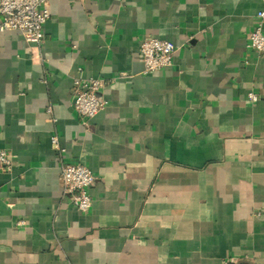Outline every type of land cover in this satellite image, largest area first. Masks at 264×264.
Instances as JSON below:
<instances>
[{
    "label": "crops",
    "instance_id": "0c3cea01",
    "mask_svg": "<svg viewBox=\"0 0 264 264\" xmlns=\"http://www.w3.org/2000/svg\"><path fill=\"white\" fill-rule=\"evenodd\" d=\"M47 6L40 47L0 33V148L15 156L0 264H264V53L248 48L264 0ZM149 36L175 44L171 66L145 71ZM95 78L107 103L85 118L75 80ZM60 158L95 176L88 212Z\"/></svg>",
    "mask_w": 264,
    "mask_h": 264
},
{
    "label": "built area",
    "instance_id": "2783aa9c",
    "mask_svg": "<svg viewBox=\"0 0 264 264\" xmlns=\"http://www.w3.org/2000/svg\"><path fill=\"white\" fill-rule=\"evenodd\" d=\"M49 0H1L0 2V33L7 30H19L25 40L33 47H40L45 39L44 25L50 17L47 6ZM248 48L257 53H264V9L256 14V22L249 33ZM175 44L167 39L153 36L142 40L139 48L141 60L146 72H154L173 63ZM73 107L85 117L93 118L106 107V100L99 95L104 88V81L99 78L75 80ZM249 100L256 102L258 97L249 92ZM58 146L56 136L52 138ZM14 154L0 148V171L11 170ZM60 180L64 192L71 202L82 212L92 207L90 189L95 183V176L84 163H74L60 158ZM235 258L226 259L223 264H235Z\"/></svg>",
    "mask_w": 264,
    "mask_h": 264
}]
</instances>
